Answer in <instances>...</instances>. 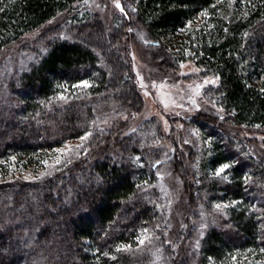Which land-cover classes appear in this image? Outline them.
<instances>
[{"label":"trees","instance_id":"trees-1","mask_svg":"<svg viewBox=\"0 0 264 264\" xmlns=\"http://www.w3.org/2000/svg\"><path fill=\"white\" fill-rule=\"evenodd\" d=\"M83 1L0 0V167L33 165L91 132L76 157L35 180L0 168V264H264V151L241 135L264 136V0H124L150 37L151 59L173 72L188 51L177 34L207 11L189 49L219 77L211 94L223 111L190 117L200 140L171 138V152L154 119L135 130L122 119L144 108L128 20L110 31L86 13L48 27ZM96 31L99 42L85 36ZM83 81L89 86L74 87ZM228 161L225 181L214 172ZM164 163L195 220L173 242L157 187ZM143 235L150 240L140 245ZM123 244L131 250L117 252Z\"/></svg>","mask_w":264,"mask_h":264},{"label":"rangeland","instance_id":"rangeland-1","mask_svg":"<svg viewBox=\"0 0 264 264\" xmlns=\"http://www.w3.org/2000/svg\"><path fill=\"white\" fill-rule=\"evenodd\" d=\"M246 2L247 0H243L242 4L247 5L248 3ZM120 4L124 8V12L115 7L113 0H84L76 4L72 8L71 13L56 18L48 27L63 26L69 18L74 16L82 17L86 13H92L98 15L104 22L106 29L111 31L118 24L117 21L121 18L127 19L128 26L131 29L129 33L131 36L126 38L127 42L130 43L129 56L138 79L144 108L140 114L133 115L131 118L125 115L122 119L127 122V126L131 130L139 128L146 120L154 119L160 124L166 137L162 142L164 144H162L163 148L169 152H171V142L173 140L177 143H185L187 141L186 144H189L194 138H199L200 140V132L194 126H190L189 118H195L200 114L221 112L219 111L220 107L216 100L212 99L213 96L211 94L219 85L220 79L216 84L205 83L207 80H215L218 76L211 73L206 67L198 65L196 59L192 58L197 55L196 52H191L189 49L190 45H193V49L197 45V32L203 25H206L208 16H201L200 14L185 30H180L177 34L176 44L180 43V46L181 43L184 44L188 51H186L187 60L181 61L178 70L173 72L160 68V62H157L158 66L155 60L151 59L155 55V48L149 44L150 37H147L137 29V24L130 19L131 15L128 14L124 0H120ZM85 36L91 37L96 42L101 40L100 31L88 34V36L85 34ZM20 63L21 60L15 63V66ZM21 65L23 66L24 63ZM197 85L202 86L199 88L198 93ZM193 101H195V104H193ZM241 131L242 137L258 140L256 143L257 149L260 152L264 151L263 135L250 129ZM171 138L174 139L170 141ZM84 142L85 140L81 139L69 141L62 147L57 148L62 151L54 149L46 152L37 163L27 167L23 164V161L19 163L13 161L12 163L4 162L3 167L0 168L4 171L7 166V170L15 171L18 178L35 180L38 176L51 170L58 162L66 158L76 157ZM261 153L263 154V152ZM186 167H188L187 164H185L184 169ZM3 176L4 174L0 173V178ZM157 179V187L164 197L168 210L169 232H166V236L168 235L170 242H173L177 240L179 233L188 227L185 223L189 220L191 221V226H193L192 224H195V220L189 215L190 211L188 210L187 196L183 189V183L175 173L174 168L170 164H162L158 169ZM202 223L204 225L208 221H202Z\"/></svg>","mask_w":264,"mask_h":264},{"label":"snow or ice","instance_id":"snow-or-ice-1","mask_svg":"<svg viewBox=\"0 0 264 264\" xmlns=\"http://www.w3.org/2000/svg\"><path fill=\"white\" fill-rule=\"evenodd\" d=\"M114 2V5L117 9H119L121 12H124V8L122 7V5L120 4V0H113ZM217 2H221V0H217ZM234 2V0H230V3ZM135 9H133L134 11ZM0 11H3V9H0ZM207 15V11H202L201 12V16H206ZM191 23V22H189ZM129 31H131V29H129ZM181 67H183V65H181ZM219 80V77H216L215 80H207L205 81V83H212V84H216L217 81ZM80 86H83V87H88V82L87 81H83L81 85H74V87H80ZM202 87L201 85H197V93H198V90L199 88ZM262 92H264V89H261ZM60 99H64L63 96L60 97ZM193 104H195V101H193ZM219 111H223V109H220ZM221 120L224 119L223 116L220 117ZM257 127H259V125H257ZM91 136V132H87L84 136H82L80 139L81 140H87L88 137ZM185 143H187V141H185ZM57 151H62L61 149H57ZM234 166V164L231 162V161H228V162H223L221 163L215 170L214 172V175L216 177H220L221 179L227 181L228 180V176L227 175H223L224 173H226V171L230 168H232ZM245 180L247 181L248 180V177H245ZM233 203H236V202H233ZM218 210H221L222 208H226L228 207V205H220V204H217L215 206ZM202 227H204L202 225ZM144 233H147V229H144L143 230ZM201 235H203V233H201ZM146 240H150V237H148L147 235H143V238L141 237H137V241H138V244L140 245H143L145 243ZM199 246V241H197V247ZM131 250V245H128V244H123V245H118L116 247V251L117 252H122V251H129ZM249 251H252L251 249H249ZM260 251L262 253H264V248H261ZM105 255H108L107 253H105ZM112 259H116L115 256L112 257ZM209 260H211V257H209ZM233 260H235V257H233Z\"/></svg>","mask_w":264,"mask_h":264}]
</instances>
